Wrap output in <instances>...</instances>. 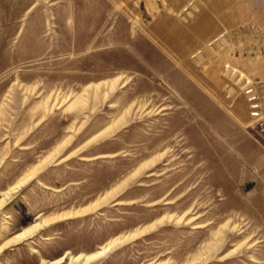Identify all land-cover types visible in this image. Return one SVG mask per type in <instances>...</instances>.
Listing matches in <instances>:
<instances>
[{
  "label": "rangeland",
  "instance_id": "1",
  "mask_svg": "<svg viewBox=\"0 0 264 264\" xmlns=\"http://www.w3.org/2000/svg\"><path fill=\"white\" fill-rule=\"evenodd\" d=\"M38 222L0 264H264V0H0V246Z\"/></svg>",
  "mask_w": 264,
  "mask_h": 264
},
{
  "label": "bare ground",
  "instance_id": "2",
  "mask_svg": "<svg viewBox=\"0 0 264 264\" xmlns=\"http://www.w3.org/2000/svg\"><path fill=\"white\" fill-rule=\"evenodd\" d=\"M15 188V187H14ZM43 223L42 222H38L28 228L23 229L22 231L16 233L15 235H13L12 237L8 238L1 246H0V252L7 248L8 246L14 245L15 243H18L22 240H24L32 231H34L37 227H40ZM110 248V244L103 247L100 251H98L97 253H93L90 255H80V256H76V258L71 259L70 261H64V258L61 257L59 259L53 260V261H48L43 259L40 263L38 264H77L78 260L80 257H83L85 260V263L91 261L92 259L102 255L105 253V251L109 250Z\"/></svg>",
  "mask_w": 264,
  "mask_h": 264
},
{
  "label": "built area",
  "instance_id": "3",
  "mask_svg": "<svg viewBox=\"0 0 264 264\" xmlns=\"http://www.w3.org/2000/svg\"><path fill=\"white\" fill-rule=\"evenodd\" d=\"M246 94L248 96V100L250 103V107L252 110L253 115H258L259 114V109H260V103H259V98L256 95L254 88L252 86H248L246 88Z\"/></svg>",
  "mask_w": 264,
  "mask_h": 264
},
{
  "label": "crops",
  "instance_id": "4",
  "mask_svg": "<svg viewBox=\"0 0 264 264\" xmlns=\"http://www.w3.org/2000/svg\"><path fill=\"white\" fill-rule=\"evenodd\" d=\"M100 251V250H99ZM98 252V251H97ZM97 252H95V253H97Z\"/></svg>",
  "mask_w": 264,
  "mask_h": 264
}]
</instances>
